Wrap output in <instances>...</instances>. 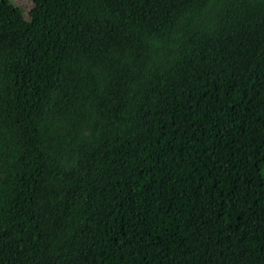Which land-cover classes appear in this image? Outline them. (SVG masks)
Wrapping results in <instances>:
<instances>
[{"label":"trees","instance_id":"trees-1","mask_svg":"<svg viewBox=\"0 0 264 264\" xmlns=\"http://www.w3.org/2000/svg\"><path fill=\"white\" fill-rule=\"evenodd\" d=\"M0 0V264H264V0Z\"/></svg>","mask_w":264,"mask_h":264},{"label":"rangeland","instance_id":"rangeland-1","mask_svg":"<svg viewBox=\"0 0 264 264\" xmlns=\"http://www.w3.org/2000/svg\"><path fill=\"white\" fill-rule=\"evenodd\" d=\"M16 6L21 7L25 14H29L32 9V2L31 0H10Z\"/></svg>","mask_w":264,"mask_h":264}]
</instances>
